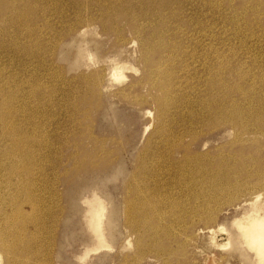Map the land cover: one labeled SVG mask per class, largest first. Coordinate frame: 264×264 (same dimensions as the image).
I'll list each match as a JSON object with an SVG mask.
<instances>
[{
  "label": "rangeland",
  "instance_id": "rangeland-1",
  "mask_svg": "<svg viewBox=\"0 0 264 264\" xmlns=\"http://www.w3.org/2000/svg\"><path fill=\"white\" fill-rule=\"evenodd\" d=\"M6 1L8 9L0 14V107L8 114L7 120L0 119V242L10 248L0 243V264H80L78 255L92 245L80 199L90 194L86 188L95 187L110 205L113 248L90 256L87 264H158L152 257L159 245L170 251L171 256H165L169 264H250L233 243L218 247L227 235L210 230L228 229L244 201L257 194L264 198V0ZM120 10L128 16L116 19L114 13ZM88 24L92 28L77 39L75 32ZM103 25L120 29L118 35H102ZM154 29L165 31V43L152 35ZM168 43L169 49L164 48ZM79 44L100 60L122 50V58L134 67L125 71L126 82H111L104 66L86 69L76 64ZM158 71L164 79L170 74L178 90L179 106L176 114L171 110V123L156 117L161 95L156 85L164 80L157 79ZM224 94L228 99L217 108L241 117L243 130L228 127L222 116L213 119L211 111L201 113L208 96L218 100ZM162 128L168 132L160 139ZM174 147L188 150L210 171L196 172L201 185H196V200H191L189 179L179 181L176 165L168 167L162 159L163 166H153L154 175L160 174L156 179L163 192L158 193L166 196L165 204L151 217L146 213L150 225L141 230L151 234L140 256L135 244L138 227H129L123 212L132 167L143 148L164 155ZM180 151L172 157L179 159ZM88 153L94 154L96 165H105L106 173L84 170L68 176ZM160 197L151 199L159 202ZM126 239L133 248L126 246Z\"/></svg>",
  "mask_w": 264,
  "mask_h": 264
},
{
  "label": "bare ground",
  "instance_id": "bare-ground-1",
  "mask_svg": "<svg viewBox=\"0 0 264 264\" xmlns=\"http://www.w3.org/2000/svg\"><path fill=\"white\" fill-rule=\"evenodd\" d=\"M3 0H0V14H3L4 11H7L8 9V6H9V3H7V1H3ZM118 2V1H117ZM115 1V3H117ZM104 3V2H103ZM106 3V2H105ZM11 5V4H10ZM6 8V9H5ZM264 9V8H263ZM257 10V9H256ZM255 10V12H256ZM109 10H107L108 12ZM264 11V10H263ZM106 13V12H105ZM250 14V13H248ZM101 16V15H100ZM128 14L125 12H121L120 11H117L116 13H114V17L117 19H120V17L122 18H125L127 17ZM246 16V15H245ZM133 17V16H132ZM249 17V16H248ZM262 17V16H261ZM134 18V17H133ZM131 20V18H130ZM138 20V19H137ZM133 21V20H132ZM263 21V19H262ZM110 22V21H109ZM114 23V22H112ZM113 25V24H112ZM135 25V24H134ZM139 25V24H138ZM149 25V24H148ZM147 25V26H148ZM92 26V25H91ZM127 26V25H126ZM133 27V26H131ZM155 27V26H154ZM86 29H82L81 31H76V37L77 39H81V38H84L85 35L87 34V32L89 31L88 29L89 28H92V27H89V24L85 27ZM139 28V27H138ZM142 28V27H141ZM151 28V27H150ZM103 31L101 32L102 35H112V33L114 35H118V30L120 29H116V28H113V27H109L108 25L102 27ZM140 29V28H139ZM129 30V29H128ZM126 31V30H125ZM139 31V30H138ZM96 32V31H95ZM136 31H134L135 33ZM154 33H152V35L154 36H157V40L159 42H163L164 43L166 42V34H164L163 30L162 32H160V30H156L154 29V31H152ZM132 33V32H131ZM130 33V34H131ZM97 34V32H96ZM139 35V32L137 33ZM143 34V33H142ZM141 34V35H142ZM93 35V34H91ZM98 35V34H97ZM141 35L139 37H141ZM147 35V34H146ZM96 36V35H95ZM98 37V36H97ZM121 37V36H120ZM118 38V37H116ZM155 38V37H154ZM180 38V37H179ZM119 39V38H118ZM135 39V38H134ZM149 39V38H148ZM140 40V39H139ZM145 40V39H144ZM171 40V39H170ZM175 40V39H174ZM132 41V39H131ZM134 41V40H133ZM153 41V40H152ZM157 41V42H158ZM128 42H129V39H128ZM149 42V41H148ZM96 43V42H95ZM133 43V42H131ZM146 43V42H145ZM150 43V42H149ZM148 43V45H150ZM156 43V42H155ZM178 43V41H177ZM97 44V43H96ZM135 44V42H134ZM137 44V43H136ZM144 44V42H143ZM169 44L168 45H164L163 47L164 48H168L169 49ZM179 44V43H178ZM140 45V44H139ZM152 45V44H151ZM150 45V46H151ZM160 45V43H159ZM174 45V44H173ZM82 45L79 44L78 46V51L76 53V64L78 65H81L83 66L84 68L86 69H89L90 67H93V66H104L106 67V69L108 70V75L109 76V80L113 83H121L123 84L122 82H126L125 80L127 79L126 78V75H125V71L126 70H133V68L131 66L128 65L127 62H125V60L122 58V50L118 51L117 53H113V55H110L103 58V59H98V58H95L94 56H92V54H90V52L88 50L85 49V47H81ZM127 46V45H126ZM135 46H138V45H135ZM144 46V45H143ZM160 47V46H159ZM162 47V48H163ZM173 47V46H172ZM113 48H114V45H113ZM133 48V47H132ZM144 49V47H142ZM155 48V47H154ZM178 48V47H177ZM135 49V48H134ZM137 49V48H136ZM141 48H139L140 50ZM126 50V49H124ZM145 50V49H144ZM149 51V50H148ZM129 52V51H128ZM166 52V51H165ZM171 52V50H170ZM169 52V53H170ZM173 52V51H172ZM175 52V51H174ZM135 53V52H134ZM138 53V52H137ZM183 53V52H181ZM136 54V53H135ZM180 54V53H179ZM178 54V55H179ZM134 55V54H133ZM143 55V54H142ZM145 55V53H144ZM164 55V54H163ZM195 55V54H194ZM141 56V55H140ZM161 56V55H160ZM131 57V56H130ZM165 57H167V55H165ZM158 58V57H157ZM161 58V57H160ZM169 58V57H168ZM197 58V57H196ZM141 60V59H140ZM139 60V61H140ZM143 60H146V59H143ZM156 60V59H155ZM158 60V59H157ZM156 60V61H157ZM164 60V59H163ZM170 60V59H169ZM173 60V59H171ZM178 60V59H177ZM176 60V61H177ZM148 61V60H147ZM167 61V60H166ZM181 61V60H180ZM144 62V61H143ZM144 64V63H143ZM151 62L148 61L147 62V66L152 68L151 67ZM156 64V63H155ZM159 64V63H158ZM169 64V63H168ZM167 64V65H168ZM179 64V62H178ZM132 65V64H131ZM174 65V64H173ZM144 66V65H143ZM142 66V67H143ZM170 67V65H168ZM104 67H101V68H104ZM209 67V66H208ZM138 68V67H137ZM165 68V67H164ZM172 69V67H170ZM169 68V69H170ZM181 68V67H180ZM136 69V68H135ZM134 69V70H135ZM144 69V68H143ZM149 70V68H146V70ZM105 70V69H104ZM137 70V69H136ZM142 70V68H141ZM140 70V71H141ZM155 70V69H154ZM211 71V67H209V69ZM151 71V70H150ZM149 71V73H150ZM153 71V70H152ZM101 72V71H100ZM133 72V71H132ZM138 72V70L136 71ZM82 73V72H81ZM79 74V73H78ZM87 74V73H86ZM100 74V73H99ZM103 74V73H102ZM106 74V73H105ZM142 74V73H141ZM157 75V79H162L163 77L160 76L162 75V72L161 71H158L157 73H155ZM164 74V73H163ZM186 74V73H185ZM101 75V74H100ZM135 75H138V74H135ZM170 74H168V76L164 79V80H160V81H157V87L161 93V95L156 99L159 105V108L156 112V117H157V120H162L163 123H166L167 121L169 123L172 122L173 118L171 117V119L169 118V116H171V110L175 111L174 109L176 108L177 109V106H179V104L177 105V102L179 101L178 100V97H179V94H178V90H177V87L175 86V84L172 82L171 80V75L169 76ZM173 75V74H172ZM77 76V75H76ZM75 76V78H76ZM79 76V75H78ZM106 76V78H107ZM151 76V75H150ZM164 76V75H163ZM93 77V76H92ZM100 77V76H99ZM105 77V76H104ZM143 77V76H142ZM174 77V76H173ZM172 77V78H173ZM177 77V76H176ZM73 78V77H72ZM83 78H86L83 76ZM96 78V76H95ZM148 78V77H147ZM91 79V77L89 78ZM87 78V80H89ZM94 79V78H93ZM104 79V78H103ZM175 79V78H174ZM82 80V79H80ZM95 80V79H94ZM141 80V79H140ZM144 80V79H143ZM151 80V79H150ZM103 81V80H102ZM131 81V80H130ZM145 81V80H144ZM100 82V81H99ZM104 82V81H103ZM136 82V81H135ZM150 82V81H149ZM180 82V81H178ZM97 83V82H96ZM95 81L93 82L92 85H95L96 84ZM145 83V82H144ZM151 84V82H150ZM85 85V84H84ZM102 85V84H101ZM142 85V84H141ZM109 86V85H108ZM120 86V85H119ZM143 86V85H142ZM147 86V85H146ZM106 87V86H105ZM113 87V86H112ZM152 87H154V85H152ZM151 87V88H152ZM104 88V87H103ZM108 88V87H107ZM111 88V87H110ZM115 88V87H114ZM124 88V87H123ZM223 88V87H222ZM118 89H121V88H118ZM129 90V89H128ZM148 90V89H147ZM146 90V92H147ZM220 90V89H219ZM88 91V90H87ZM101 92V90H99ZM108 91V90H107ZM115 91V90H114ZM153 91V90H152ZM180 91V90H179ZM97 92V91H96ZM99 92V93H100ZM119 92V91H118ZM121 92V91H120ZM128 92V91H127ZM149 92V91H148ZM181 92V91H180ZM140 93H142L140 91ZM159 93V92H158ZM136 94V93H135ZM210 94V93H209ZM243 94V93H242ZM249 94V93H248ZM117 95V94H116ZM121 95V94H120ZM140 95V94H139ZM153 95V94H152ZM215 97L218 96L217 94H214ZM222 95V94H221ZM225 95V94H224ZM145 96V95H144ZM156 97V95H154ZM183 96V95H182ZM231 96V95H230ZM100 97V96H99ZM130 97V96H129ZM136 97V96H135ZM134 97V98H135ZM151 97V96H150ZM213 97V95L211 96ZM210 96L207 97V99H205L203 101V103H201V113L203 111H211V114H212V117L213 119H215V117L218 116H222V118H224V123L225 124H228L227 126L232 128L234 130V128H241V130H243L245 127L242 125V123L239 121L240 118H236L234 116V114L232 112H228L226 111L225 109H223V107H218L220 109L217 108V106H220L218 105L219 103L223 102L225 98H227V95L225 96H222V97H218L217 99L219 100H211ZM131 98V97H130ZM142 98L143 95H142ZM146 98V97H145ZM210 98V99H209ZM129 99V98H128ZM137 99V98H136ZM182 99V98H181ZM214 99V98H213ZM216 99V98H215ZM228 99V98H227ZM233 99V98H232ZM178 100V101H177ZM239 100V99H238ZM141 101V100H140ZM217 101V102H216ZM145 102V101H143ZM141 102V104L143 103ZM133 103V102H132ZM138 104H139V101H138ZM153 104V103H152ZM256 104V103H255ZM154 105V104H153ZM141 106V105H140ZM223 106V105H222ZM154 108V107H153ZM156 108V107H155ZM2 109L3 107H0V119H2V122L3 120H7V116L8 114H5L3 115L2 113ZM238 109V108H236ZM235 110V109H234ZM145 111V110H144ZM172 111V112H173ZM145 112H148L147 110ZM235 113V112H234ZM147 114V113H146ZM175 114H176V111H175ZM150 115V111L148 112V116ZM147 116V115H145ZM208 116V115H207ZM174 117V116H173ZM218 118V117H217ZM216 118V119H217ZM156 118H154L155 120ZM170 119V120H168ZM243 119V118H242ZM263 119V118H262ZM153 120V119H152ZM219 121V120H218ZM7 122V121H4V123ZM157 122V121H156ZM155 122V123H156ZM223 122V121H222ZM244 122V121H242ZM8 123V122H7ZM162 123V122H161ZM6 124V123H5ZM3 124V125H5ZM257 124V123H256ZM1 125V124H0ZM155 125V124H154ZM149 126V125H148ZM215 126V124H214ZM220 126V125H218ZM222 126V125H221ZM5 127V126H4ZM3 127V128H4ZM156 127V126H154ZM165 127V125H164ZM261 127V126H260ZM1 128V127H0ZM151 128V127H150ZM217 128V127H216ZM19 129V128H18ZM147 129V128H145ZM156 129V128H155ZM14 130V129H12ZM12 130H9L11 131L12 133ZM168 130V129H167ZM232 130V131H233ZM236 130V129H235ZM1 131V130H0ZM6 131V130H5ZM8 131V132H9ZM15 131V130H14ZM13 131V133H15ZM202 131V130H201ZM237 131V130H236ZM157 132V131H156ZM168 132L165 130V128L161 129L160 131H158V135H159V138L161 139L162 137H164L165 133ZM0 137L1 135L3 134L2 132H0ZM7 133V132H6ZM4 132V134H6ZM235 133V132H234ZM237 133V132H236ZM248 133V132H247ZM262 133V132H261ZM260 133V134H261ZM10 134V132H9ZM8 134V135H9ZM156 134V133H155ZM226 134H229V133H226ZM225 134V135H226ZM239 134V133H238ZM241 134V133H240ZM250 134V133H249ZM157 135V134H156ZM233 135V134H232ZM231 135V136H232ZM7 136V134H6ZM15 136V135H14ZM184 136V135H183ZM237 136V135H236ZM251 136V135H250ZM255 136V135H254ZM259 136V135H257ZM197 137V136H196ZM228 137V136H227ZM234 137V135H233ZM13 138V137H12ZM16 138V137H14ZM261 138V137H260ZM195 139V138H194ZM234 139V138H233ZM9 141L11 140V138L8 139ZM20 141V140H19ZM142 141V140H141ZM165 141V140H163ZM194 141V140H193ZM250 141V140H249ZM14 142V140L12 141ZM11 142V144H12ZM232 142V141H231ZM237 142V141H235ZM252 142V141H251ZM240 143V141H239ZM253 143V142H252ZM15 143H13L14 145ZM19 144V143H18ZM21 144V143H20ZM229 144V143H228ZM233 144V143H232ZM236 144V143H235ZM234 145V144H233ZM12 146V145H11ZM16 146H18L19 148V145L16 144ZM231 146V145H230ZM8 147V146H7ZM13 147V146H12ZM10 147V148H12ZM202 147V146H201ZM215 147V146H214ZM223 148V147H222ZM260 148V147H259ZM1 149V148H0ZM180 149L179 147H174L172 149H169L166 151H164V155H160V153L158 152V150L155 149V151H151L147 148H143L142 149V152L140 153L141 155H138L137 159H136V162H135V165L134 167H132L133 171L131 173V182L130 184H127V190L126 191V194H127V200H124L123 201V212L126 214V224L129 225V227L131 228H137V240L136 241V245H137V252L138 253H141V255L144 254V252L146 251L144 249V245H145V242H144V239L147 237H149V235L151 234H146L144 233L146 230L144 229L145 227H149L150 225V222L148 221L147 218H149V216L146 215V213H150V217L153 216V213H156L157 209L161 210L160 208H163L162 205L165 204L164 202V197H160L159 195V191L161 190V187H162V184L160 183V181H158V179H156L158 177V169H157V175L155 176L154 175V167H159V166H163L162 165V159H164V162L166 161V164H168V167L172 166V165H176L178 168V174H177V178L179 179L180 181V178L182 177V179L184 178V180H186L185 178L189 179V185L190 186H186L187 188V191H190V193L188 194L190 197L191 200H196V193L195 192V188L196 185H201V184H198V181L195 177L196 175V172L199 170V172H201L200 170L203 171H210V169L205 165L200 164L199 165V161L194 158V156H192L190 154V152L186 149H184L183 151H180L178 150ZM224 149V148H223ZM258 149V148H257ZM263 149V148H262ZM6 150V149H5ZM19 150V149H18ZM176 151H180L181 153V156L179 159H176L174 157H172V155H174V153ZM257 151V150H256ZM262 151V150H260ZM10 152V151H9ZM163 152V151H162ZM219 152V151H218ZM217 152V153H218ZM145 153H148L147 154V157L144 156ZM217 153H216V157H217ZM223 153H224V150H223ZM97 154V153H96ZM163 154V153H162ZM228 154V153H227ZM11 154H9L8 156H10ZM94 155V154H93ZM92 154L88 153L84 158H82L83 160H81V162L79 160H77V163L79 166H78V169H76L75 171L71 173H69V170H68V176L69 175H72V176H75L74 174H77V176H79L84 170L85 173L88 171V172H91L93 173L94 175H101V174H104L106 173V171L104 172V170L106 168L105 165H99V164H95L94 163V157H93ZM98 155V154H97ZM176 155V154H175ZM209 155V154H208ZM219 155V154H218ZM221 155V153H220ZM224 155V154H223ZM6 156V158L8 157ZM206 156V155H205ZM244 156V155H243ZM252 156V154H251ZM3 157V156H2ZM11 157V156H10ZM165 157H167V159H165ZM14 158V157H13ZM211 158V157H210ZM210 158H208L210 160ZM233 158V157H231ZM235 158V157H234ZM245 158V156H244ZM250 158V157H249ZM10 159V158H9ZM75 160L77 159L76 157L74 158ZM150 159V161H149ZM204 159V157H203ZM206 159V158H205ZM238 159V158H237ZM6 160V159H5ZM3 160V161H5ZM11 160V159H10ZM13 160V159H12ZM230 160V159H229ZM240 160V158H239ZM255 160V159H254ZM7 161V160H6ZM9 161V160H8ZM205 161V160H204ZM226 161V160H225ZM260 161V160H259ZM258 161V162H259ZM12 162V161H11ZM10 162V164H11ZM207 162L209 163V161L207 160ZM211 162V161H210ZM213 162V161H212ZM233 162V161H232ZM231 162V163H232ZM235 162V161H234ZM246 162V161H245ZM251 162H252V159H251ZM255 162V161H254ZM264 162V161H263ZM6 163V162H4ZM3 162L1 164H4ZM214 163V162H213ZM248 163V162H247ZM13 164H16V163H13ZM103 164V163H102ZM157 166H156V165ZM165 164V163H164ZM205 164V162H204ZM223 164V163H222ZM199 165V166H198ZM212 165V164H211ZM221 165V162L220 164ZM234 165V164H233ZM1 166V165H0ZM13 166V165H12ZM15 166V165H14ZM104 166V167H103ZM173 166V168H174ZM244 166V165H243ZM247 166V165H246ZM251 166V165H250ZM23 167V166H22ZM74 167V166H73ZM167 167V166H166ZM239 167V165L237 166ZM248 167V166H247ZM246 167V168H247ZM253 167V166H252ZM14 168V167H13ZM172 168V167H171ZM170 168V169H171ZM212 168V167H211ZM233 168V167H232ZM161 169V168H160ZM169 169V171H170ZM219 169V168H218ZM228 169V168H227ZM231 169V168H230ZM234 169V168H233ZM232 169V170H233ZM241 169V168H240ZM238 169V171L240 170ZM250 169V168H249ZM264 169V168H263ZM11 170H12V167H11ZM23 170V169H22ZM168 170V169H166ZM237 170V169H235ZM244 170V169H243ZM17 171V170H15ZM19 171V170H18ZM17 171V172H18ZM161 171V170H159ZM172 171V170H171ZM174 171V169H173ZM172 171V172H173ZM224 171V170H223ZM241 171V170H240ZM239 171V173H241ZM245 171V170H244ZM11 172V171H10ZM14 172V171H13ZM66 172V171H65ZM166 172V171H165ZM165 172H161V173H164ZM168 172V171H167ZM166 172V173H167ZM175 172V171H174ZM237 172V171H236ZM257 172V171H256ZM264 172V171H263ZM8 173V172H7ZM67 173V172H66ZM177 173V172H175ZM225 173V172H224ZM233 173V172H232ZM238 173V174H239ZM251 173V172H250ZM259 173V171H258ZM16 174V173H14ZM12 173V175H14ZM63 174V173H62ZM144 174H146V176H150L151 178V181L152 183H149L148 184V178H144ZM156 174V173H155ZM171 175L173 173H170ZM169 174V175H170ZM263 174V173H262ZM8 175V174H7ZM11 175V173H10ZM64 175H67V174H64ZM160 175V174H159ZM166 175V174H165ZM170 175V176H171ZM221 175V174H220ZM256 175V173H255ZM6 176V175H5ZM155 176V177H154ZM162 176V175H161ZM160 176V177H161ZM248 176V174H247ZM263 176V175H261ZM260 176V177H261ZM175 177V178H176ZM221 177V176H219ZM225 177V176H224ZM232 177H234L232 175ZM230 176V178H232ZM238 177V176H237ZM256 177V176H255ZM227 178V177H226ZM257 178V177H256ZM164 179V178H163ZM181 179V180H182ZM263 179V178H262ZM161 180V179H159ZM166 180V179H165ZM172 180V179H171ZM176 180V179H175ZM203 180V179H202ZM200 180V181H202ZM229 180V178H228ZM178 181V184L180 186H183L181 182ZM220 181V179H219ZM150 182V181H149ZM162 182V181H161ZM164 182V181H163ZM173 182H177V181H173ZM171 181V183H173ZM183 182V181H182ZM206 182V181H205ZM247 182V180H246ZM259 182V181H258ZM166 183V182H165ZM164 183V184H165ZM219 185L221 184L220 182H218ZM223 183H226V182H223ZM229 183V182H228ZM227 183V184H228ZM236 183V182H235ZM257 183V182H256ZM264 183V182H263ZM95 184V183H94ZM170 184V183H169ZM176 184V183H174ZM206 184V183H205ZM234 184V183H233ZM253 184V183H252ZM81 185H83V182H81ZM185 185V184H184ZM215 185V184H214ZM248 185V184H247ZM255 186V184H253ZM91 186V185H90ZM166 186V184H165ZM170 186V185H169ZM169 186H167L169 188ZM174 186V185H172ZM176 186V185H175ZM221 186V185H220ZM223 186V185H222ZM235 186V185H234ZM242 186V185H241ZM252 186V185H251ZM259 187L261 185H258ZM228 187V186H227ZM226 187V188H227ZM185 188V189H186ZM235 188V187H234ZM240 188V186H239ZM238 188V189H239ZM254 188V187H253ZM258 188V187H257ZM90 189V190H89ZM163 189V188H162ZM167 189V188H166ZM170 189V188H169ZM179 189V188H178ZM231 189V188H230ZM237 189V190H238ZM264 189V187L262 188V190ZM86 191L89 190V193L88 196H82V198L80 199L81 200V205L84 207V209L82 210V213H83V220H84V224H85V227L90 235V239H91V242H92V245L90 246H87L83 249V253L78 257H77V261L80 263V264H87V260L89 259L90 256H93V255H97L99 253H102L103 251H108V249H112L113 248V245L110 243V239L113 237L111 235V226H110V219H109V213H110V205L109 203L107 202V200L104 198V196L99 192L100 189L98 188H86L85 189ZM139 190H143V193L145 192L148 197H143L142 196H139ZM173 190V189H172ZM235 190V189H234ZM236 190V191H237ZM247 190V189H246ZM261 190V191H262ZM83 191V190H82ZM162 191V190H161ZM160 191V192H161ZM179 191V190H178ZM183 190H180L179 193H182ZM163 192V191H162ZM167 191H165L164 193H166ZM256 192V191H255ZM148 193V194H147ZM177 193V192H176ZM252 193V192H251ZM81 194V193H80ZM173 194V193H172ZM256 194V193H255ZM156 195H158L161 200L159 202H155L154 200L151 199L154 198ZM171 195V193H170ZM169 195V196H170ZM183 195V194H182ZM181 196V195H180ZM228 200V199H227ZM245 204L243 205L244 208L243 210L241 211V214L240 216L238 217H235L233 218V220L231 221L230 223V226L228 227V229H225L223 227H219L216 231L213 230L210 232L214 233L215 232H221V233H225L227 235V240L225 243H221V244H218V247H220L221 249H225L227 248L228 246H230V244L234 245V248L240 253V255L242 256V258H244V260H247L249 261L250 264H264V198L262 197L261 199H259V194H257L256 196H254L250 201H244ZM168 204V203H167ZM241 205V203L239 204V206ZM237 206V205H236ZM155 216V215H154ZM177 218V217H176ZM150 219V218H149ZM200 219H203V217ZM151 220V219H150ZM199 222V221H198ZM201 222V221H200ZM157 223V222H156ZM195 224V223H193ZM153 227V225H152ZM156 227V226H154ZM167 227V226H166ZM134 228V229H135ZM141 229H144L145 231L142 232L143 230ZM150 229V228H148ZM141 230V231H140ZM150 230H153L150 229ZM199 230V229H198ZM201 230V229H200ZM199 230V231H200ZM203 230V229H202ZM149 231V230H148ZM147 231V232H148ZM197 231V230H196ZM133 232H135L133 230ZM132 232V234H134ZM155 232V230H154ZM135 233V234H136ZM198 233V232H197ZM153 237H155L153 235ZM215 237V236H214ZM4 237L0 235V241L3 239ZM152 238V237H151ZM210 238V237H209ZM211 239V238H210ZM126 246H130V242L128 239H126ZM1 243V242H0ZM2 244V243H1ZM4 248H10L9 246L7 245H4L2 244ZM217 246V244H215ZM134 246V245H133ZM14 247V246H13ZM132 247V246H130ZM149 247V246H148ZM133 248V247H132ZM151 248V247H150ZM15 249V248H14ZM154 250V249H152ZM156 252L154 254V256L152 257V260L155 261V263L158 262V264H169L170 261H169V258L165 256L171 254L169 250L165 249L164 247L162 246H158L156 248ZM110 251V250H109ZM108 251V252H109ZM150 252V250H149ZM153 252V251H151ZM107 253V252H106ZM147 253V252H146ZM150 254V253H149ZM146 255V254H145ZM176 255V254H175ZM171 256V255H169ZM145 257V256H144ZM1 258V257H0ZM139 258V257H138ZM142 259V258H141ZM140 259V260H141ZM57 262V261H56ZM10 263V262H9ZM12 263V262H11Z\"/></svg>",
  "mask_w": 264,
  "mask_h": 264
}]
</instances>
